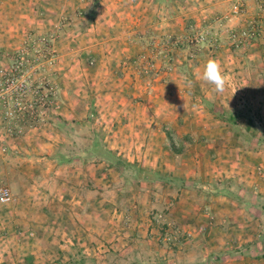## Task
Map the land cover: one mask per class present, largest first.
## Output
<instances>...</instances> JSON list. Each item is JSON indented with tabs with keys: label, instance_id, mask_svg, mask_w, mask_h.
<instances>
[{
	"label": "rangeland",
	"instance_id": "374dc122",
	"mask_svg": "<svg viewBox=\"0 0 264 264\" xmlns=\"http://www.w3.org/2000/svg\"><path fill=\"white\" fill-rule=\"evenodd\" d=\"M77 1L0 0V264L264 257V0H158L148 32L115 33ZM209 59L234 89L201 79ZM175 92L172 158L117 155L104 120H160Z\"/></svg>",
	"mask_w": 264,
	"mask_h": 264
},
{
	"label": "crops",
	"instance_id": "0c3cea01",
	"mask_svg": "<svg viewBox=\"0 0 264 264\" xmlns=\"http://www.w3.org/2000/svg\"><path fill=\"white\" fill-rule=\"evenodd\" d=\"M70 1L72 6H75L76 0ZM165 1L170 3L173 0ZM77 2H82L85 6V0H78ZM98 5L99 7L97 8V12L99 16L95 24L97 26L99 25L101 30H103L102 28L105 26L107 29L110 26L109 30H111L113 33L118 30H127L132 24L131 22H135L133 26L136 25V22H140L141 25L148 24V27H146L144 31H149L154 25H156L154 22L156 19H158L157 17L153 18L152 20L151 16L154 17V15L160 13V10L165 9L164 4L159 3L158 0H98ZM176 12L177 10H174V14ZM132 16H134V18H131ZM151 21L153 22L151 23ZM120 36L121 35L116 34V36H113L111 39H109V41H111L110 44L119 45V41H116L115 39H119ZM178 96V92H175L173 96L167 94V102L162 101L160 103L165 109V113L162 115L163 117L160 120H157L152 115L142 114L137 116L138 118L136 117V120H131L132 117H130L131 119L129 118L128 120L127 117L121 116L120 118L123 121H118L117 119H114L118 115L111 113L110 117L112 118H108V120H104V122H106L107 126L110 127V130L107 132L108 136L106 135V137H108L110 142L117 143L115 148L113 147L112 150H119L117 155L122 154L123 157L128 158L131 155L138 157L139 160L143 159L145 160V164L148 162H151L152 164L151 160L156 158V164H159V166L160 164L164 165L167 162V159L172 158L165 149L166 144H168L170 141V134L166 130L168 128H171L175 131L179 129L181 130V128H179L180 126L177 125L179 122H173L171 119L172 110L177 113L182 108V104ZM194 108H198V106ZM110 110L117 111L116 107L113 105L110 107ZM168 111H170V114ZM209 118L210 120H213V123H215L216 119L213 117ZM201 120V117L196 115L193 119H191V123L194 126H199L202 125ZM126 121L127 125H124L122 128H120L121 124H125ZM208 125L209 124H204V126L207 127ZM210 136L211 135L209 133V139ZM106 137L104 138V141L107 140ZM120 143L122 144L123 149L118 147ZM175 156L176 158H179L182 155L176 154ZM160 158L164 160H161ZM184 161H186V159H184ZM180 173H182V171H180ZM188 184L191 183L189 182ZM225 200V198H222L219 201L223 202ZM245 263L246 262H237L235 264ZM246 264H264V257L251 259Z\"/></svg>",
	"mask_w": 264,
	"mask_h": 264
},
{
	"label": "clouds",
	"instance_id": "9594fccd",
	"mask_svg": "<svg viewBox=\"0 0 264 264\" xmlns=\"http://www.w3.org/2000/svg\"><path fill=\"white\" fill-rule=\"evenodd\" d=\"M201 79L213 86V91L217 94H224L229 87L235 88V84H231V77L222 69L220 63L215 59H209L201 75Z\"/></svg>",
	"mask_w": 264,
	"mask_h": 264
},
{
	"label": "built area",
	"instance_id": "2783aa9c",
	"mask_svg": "<svg viewBox=\"0 0 264 264\" xmlns=\"http://www.w3.org/2000/svg\"><path fill=\"white\" fill-rule=\"evenodd\" d=\"M236 10H237V7H234V12H236ZM202 39H203V37L201 36L200 40H202ZM195 40H197V39L195 38ZM0 75L5 76V74H3V72L1 70H0ZM5 82H8V81L5 80ZM6 89H7V87H6ZM15 91L19 95H22V93H24V86H20V87L16 88ZM11 200H12V195L10 193V190L5 188V187H1L0 188V205L7 204Z\"/></svg>",
	"mask_w": 264,
	"mask_h": 264
},
{
	"label": "trees",
	"instance_id": "16d2710c",
	"mask_svg": "<svg viewBox=\"0 0 264 264\" xmlns=\"http://www.w3.org/2000/svg\"><path fill=\"white\" fill-rule=\"evenodd\" d=\"M125 164H126V166H135L134 164H130L129 165V163H127V162H125ZM141 171V170H140Z\"/></svg>",
	"mask_w": 264,
	"mask_h": 264
}]
</instances>
